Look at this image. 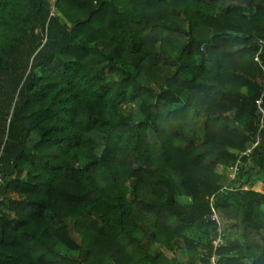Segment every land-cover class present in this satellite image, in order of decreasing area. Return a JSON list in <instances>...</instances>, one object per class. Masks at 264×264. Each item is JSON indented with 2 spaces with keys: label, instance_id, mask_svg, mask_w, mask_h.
<instances>
[{
  "label": "trees",
  "instance_id": "obj_1",
  "mask_svg": "<svg viewBox=\"0 0 264 264\" xmlns=\"http://www.w3.org/2000/svg\"><path fill=\"white\" fill-rule=\"evenodd\" d=\"M51 1L0 0V264H264V0Z\"/></svg>",
  "mask_w": 264,
  "mask_h": 264
},
{
  "label": "built area",
  "instance_id": "obj_2",
  "mask_svg": "<svg viewBox=\"0 0 264 264\" xmlns=\"http://www.w3.org/2000/svg\"><path fill=\"white\" fill-rule=\"evenodd\" d=\"M258 46H259V52L256 54L254 60L258 64V66L261 68L263 78L261 81V96H260V98H258L256 100V106H257L259 114H260V130H264V61L261 58V54L264 50V39H259ZM258 144H259V140L253 145L252 148H249L244 153H242L241 157L244 155L252 154L253 149L256 148L258 146ZM240 158L236 162V164L231 167V174L229 177L231 180H236V178H237V173L239 172V167L242 164ZM227 190H228L227 188H223L221 190V192L224 193ZM214 202H215V197H212L210 200V204H211V208H212V215H211L210 220L212 222H214L215 225H217V227H218L217 232L220 235H218V237L213 241L212 244L215 248H219L225 242V239H224L225 234H224L222 221L220 219L218 211L215 209ZM218 259L219 258L214 255L210 260V264H218V262H217Z\"/></svg>",
  "mask_w": 264,
  "mask_h": 264
},
{
  "label": "rangeland",
  "instance_id": "obj_3",
  "mask_svg": "<svg viewBox=\"0 0 264 264\" xmlns=\"http://www.w3.org/2000/svg\"><path fill=\"white\" fill-rule=\"evenodd\" d=\"M54 0H52L51 2H53ZM223 168V167H222ZM219 172H221V173H223V172H225V173H227V175H228V177H230V174H231V169H228V170H226V171H224V170H221L220 168H219ZM230 170V172H228ZM223 224V223H222ZM168 255H170L171 253L170 252H167V251H165Z\"/></svg>",
  "mask_w": 264,
  "mask_h": 264
}]
</instances>
